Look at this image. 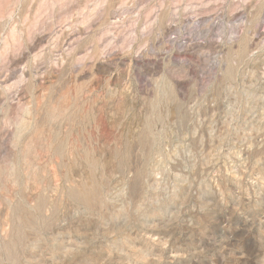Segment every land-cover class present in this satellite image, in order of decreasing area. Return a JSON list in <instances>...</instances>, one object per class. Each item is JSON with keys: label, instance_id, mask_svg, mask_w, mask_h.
Returning <instances> with one entry per match:
<instances>
[{"label": "rangeland", "instance_id": "1", "mask_svg": "<svg viewBox=\"0 0 264 264\" xmlns=\"http://www.w3.org/2000/svg\"><path fill=\"white\" fill-rule=\"evenodd\" d=\"M0 264H264V0H0Z\"/></svg>", "mask_w": 264, "mask_h": 264}]
</instances>
